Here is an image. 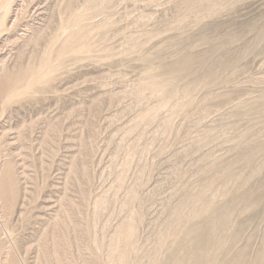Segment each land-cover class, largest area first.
Masks as SVG:
<instances>
[{"label": "rangeland", "instance_id": "1", "mask_svg": "<svg viewBox=\"0 0 264 264\" xmlns=\"http://www.w3.org/2000/svg\"><path fill=\"white\" fill-rule=\"evenodd\" d=\"M196 255L264 264V0H0V264Z\"/></svg>", "mask_w": 264, "mask_h": 264}, {"label": "bare ground", "instance_id": "2", "mask_svg": "<svg viewBox=\"0 0 264 264\" xmlns=\"http://www.w3.org/2000/svg\"><path fill=\"white\" fill-rule=\"evenodd\" d=\"M77 33H79V32H77ZM80 33H82V32H80ZM84 33V32H83ZM78 38V37H77ZM76 38V39H77ZM79 41V40H78ZM71 43V42H70ZM221 224H222V222H217V225H212L211 226V230H213L214 232L217 230V227L218 226H221ZM222 225H224V224H222ZM202 231L200 230V229H195L194 231H192V233L190 234V239H191V243H192V245H193V247H194V249H196V250H193V251H199L198 253L199 254H203L204 253V251L206 250H208V249H206L208 246H209V243L207 242L206 244H205V241H203L202 240V238H201V236H203L202 234ZM193 249V248H192ZM212 252V251H211ZM191 253V252H190ZM207 253V252H206ZM193 254V253H192ZM198 254V255H199ZM210 255V254H209ZM209 257V256H208ZM196 259H195V261L193 262V263H191V264H204V261H203V258L202 257H198L197 255H196V257H195ZM211 258H213V257H211ZM210 259V258H209ZM213 260V259H212ZM212 260H210V261H212ZM123 261V260H122ZM174 264H181V263H177V262H175Z\"/></svg>", "mask_w": 264, "mask_h": 264}]
</instances>
